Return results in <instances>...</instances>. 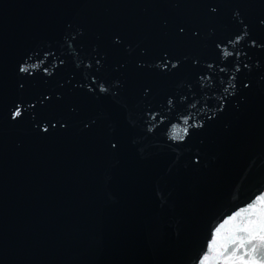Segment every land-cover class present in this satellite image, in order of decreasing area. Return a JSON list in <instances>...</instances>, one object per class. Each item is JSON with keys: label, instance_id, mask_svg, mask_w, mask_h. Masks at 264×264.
I'll use <instances>...</instances> for the list:
<instances>
[{"label": "water", "instance_id": "water-1", "mask_svg": "<svg viewBox=\"0 0 264 264\" xmlns=\"http://www.w3.org/2000/svg\"><path fill=\"white\" fill-rule=\"evenodd\" d=\"M261 197L264 0H0V264H201Z\"/></svg>", "mask_w": 264, "mask_h": 264}, {"label": "clouds", "instance_id": "clouds-1", "mask_svg": "<svg viewBox=\"0 0 264 264\" xmlns=\"http://www.w3.org/2000/svg\"><path fill=\"white\" fill-rule=\"evenodd\" d=\"M213 11H215V9H213ZM243 39L244 36L237 37L236 41L233 43V47H235V45ZM233 54L234 53L232 51L227 50V47H224L222 58L227 60V58L233 56ZM38 64H42V62L36 64H21L19 67V72L24 75L34 74V72L29 71V68H34ZM177 66V64L172 65L173 68ZM157 67L164 66L158 64ZM44 71L49 77L53 75V72L47 69ZM237 71H239V69H237ZM230 87L234 89L236 85L231 84ZM89 91H93V89L89 88ZM99 91L102 94H106L109 92V89L104 84H101ZM225 91H227V89H225ZM168 103L171 105L172 100L170 99ZM192 107L195 108V105H192ZM21 109H23V106L17 105L15 111L12 113L13 121L23 117L24 109L23 112ZM190 119L191 123H189ZM152 120H156V115L152 116ZM202 127L203 123L198 119H194L192 115L181 116L177 122L170 124L165 135L167 140L171 143L180 144L187 141L193 129L199 130ZM147 130L149 133H153L155 131V127L150 126ZM43 131L47 133L49 131L48 127L45 126ZM113 147H115V145H113ZM238 237L242 238L238 239ZM217 248L218 251L215 256L208 261L203 259L201 264H264V222L257 221L256 224L251 226V228L248 230H245L244 224L241 223L239 230L228 231L222 235L218 241ZM232 248H235V250L230 251ZM241 251H243V258L240 256Z\"/></svg>", "mask_w": 264, "mask_h": 264}, {"label": "snow or ice", "instance_id": "snow-or-ice-1", "mask_svg": "<svg viewBox=\"0 0 264 264\" xmlns=\"http://www.w3.org/2000/svg\"><path fill=\"white\" fill-rule=\"evenodd\" d=\"M257 221L264 222V197H261L255 204L251 205L244 211L231 216L230 219H228L216 230L214 238L211 241V245L208 248L210 254L205 255L203 259L208 261L215 256L218 251V241L225 232L239 230L241 223L244 224V229L248 230L251 226L255 225ZM241 238L242 237H238V239ZM234 250L235 248L230 249V251ZM240 256L243 258V251H241Z\"/></svg>", "mask_w": 264, "mask_h": 264}]
</instances>
